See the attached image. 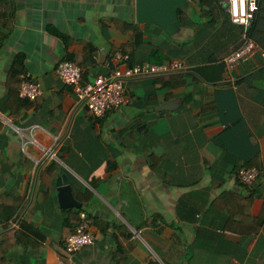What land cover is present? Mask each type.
<instances>
[{
	"label": "crops",
	"instance_id": "crops-1",
	"mask_svg": "<svg viewBox=\"0 0 264 264\" xmlns=\"http://www.w3.org/2000/svg\"><path fill=\"white\" fill-rule=\"evenodd\" d=\"M13 1L0 37V199L17 206L12 228L25 219L44 237L35 264H64L52 240L74 232L78 211L96 240L69 264H264V48L226 67L241 27L221 0H188L172 37L137 23L135 0ZM70 56L86 80L117 65L185 68L127 80L122 104L94 117L55 74ZM15 62L22 74L9 77ZM23 74L39 84L34 101L18 96ZM249 166L260 174L245 189L236 172Z\"/></svg>",
	"mask_w": 264,
	"mask_h": 264
},
{
	"label": "built area",
	"instance_id": "built-area-1",
	"mask_svg": "<svg viewBox=\"0 0 264 264\" xmlns=\"http://www.w3.org/2000/svg\"><path fill=\"white\" fill-rule=\"evenodd\" d=\"M221 4L234 24L241 27V44L224 59L226 67L239 63H247L254 57L259 49L249 34V29L256 19L259 0H221ZM117 58L126 60V57L117 55ZM105 65L109 67V62ZM185 65L180 60H173L161 65L149 63L117 65L106 74H97L91 80H84L83 71L70 61H61L57 64L55 74L65 85L72 88L77 101L83 104L94 117H101L115 106L122 104L123 86L129 79L145 77L158 73H168L183 70ZM21 99L34 101L41 93L39 84L29 77L21 75V83L17 90ZM51 155V154H50ZM236 177L245 189L252 188L260 170L255 166L241 167L236 172ZM81 223L75 231L68 235L64 241V249L69 255H73L84 247L91 246L95 242V235L91 232L90 221L84 213H81Z\"/></svg>",
	"mask_w": 264,
	"mask_h": 264
},
{
	"label": "trees",
	"instance_id": "trees-1",
	"mask_svg": "<svg viewBox=\"0 0 264 264\" xmlns=\"http://www.w3.org/2000/svg\"><path fill=\"white\" fill-rule=\"evenodd\" d=\"M201 1L205 2V0ZM14 12L15 5L13 0H0V37L5 36L11 30V19L14 16ZM178 15L180 19L186 16L185 13L182 11H178ZM262 22H264V0H259L258 13L256 19L253 21L249 29V34L254 40L255 44L257 43V47L259 46L261 48H264V43L258 41V36L262 29L260 28V23ZM262 34H264V30ZM66 61H70L76 64V62H74L71 56L68 57ZM17 62L13 63L9 72V77L12 76L17 78L19 74H22V68H18ZM76 65L79 66L78 64ZM79 68L83 71L80 66ZM82 77L84 80H86L84 71ZM2 207H4V211H2ZM16 209L17 206L15 204L10 203L8 201H4V198L0 199V210L2 211V213L0 214V264H35V258L37 253L34 252V250H37L35 249L37 246L39 247V250L43 248L41 241L44 240V237H42L41 234L35 228H33L25 219L20 220L17 226L12 228V221H14L16 218ZM81 213H84L86 215V213L83 211H78L77 213H69L68 219H66L67 221H69V223L71 221H74L70 224L71 227L75 226L76 228V226L81 223ZM86 217L88 216L86 215ZM263 219L264 217L260 214L258 215V217L255 218V229L259 228V225L262 223ZM67 234H69V232L65 231L64 235ZM38 239L39 241H37ZM61 239L62 237L56 240V242L53 239L52 246L55 248L56 252L59 254L60 259L64 262V264H69L67 261L69 254L65 251L64 241H62ZM28 247L30 248L29 251H27ZM120 251H124V247L122 243L118 241L113 253L117 255ZM11 253L12 256L14 254V258H11ZM144 262L145 264H161L157 259H155L151 255H148L145 258ZM114 264H119V262H115Z\"/></svg>",
	"mask_w": 264,
	"mask_h": 264
},
{
	"label": "water",
	"instance_id": "water-1",
	"mask_svg": "<svg viewBox=\"0 0 264 264\" xmlns=\"http://www.w3.org/2000/svg\"><path fill=\"white\" fill-rule=\"evenodd\" d=\"M188 0H135V21L137 23H153L158 25L168 36L180 35L183 26L178 20V11L188 13ZM176 100L162 105L163 110H172ZM65 176L61 175L56 180L59 192L67 193L71 199L70 188L66 184ZM72 205L75 206L71 202Z\"/></svg>",
	"mask_w": 264,
	"mask_h": 264
}]
</instances>
